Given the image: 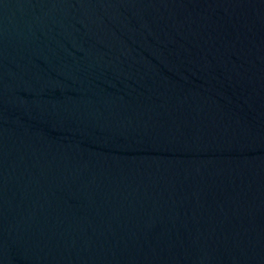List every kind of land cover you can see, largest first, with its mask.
Segmentation results:
<instances>
[{"label": "water", "instance_id": "obj_1", "mask_svg": "<svg viewBox=\"0 0 264 264\" xmlns=\"http://www.w3.org/2000/svg\"><path fill=\"white\" fill-rule=\"evenodd\" d=\"M0 264H264V0H0Z\"/></svg>", "mask_w": 264, "mask_h": 264}]
</instances>
